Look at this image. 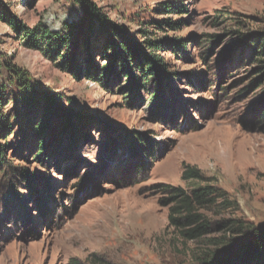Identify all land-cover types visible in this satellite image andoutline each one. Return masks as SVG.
I'll use <instances>...</instances> for the list:
<instances>
[{
    "label": "rangeland",
    "instance_id": "1",
    "mask_svg": "<svg viewBox=\"0 0 264 264\" xmlns=\"http://www.w3.org/2000/svg\"><path fill=\"white\" fill-rule=\"evenodd\" d=\"M92 2L145 49L163 41L166 72H107L98 41L66 65L43 32L78 25L76 0H0V264H198L216 222L264 224V0ZM18 69L53 101H25ZM192 167L237 203L204 204L214 227L198 239L165 204L204 185L183 179Z\"/></svg>",
    "mask_w": 264,
    "mask_h": 264
},
{
    "label": "trees",
    "instance_id": "2",
    "mask_svg": "<svg viewBox=\"0 0 264 264\" xmlns=\"http://www.w3.org/2000/svg\"><path fill=\"white\" fill-rule=\"evenodd\" d=\"M76 2L81 6L83 12L78 25L67 24L65 30L52 34L48 29L43 32V38L50 40L49 46H53L51 50L56 51L57 54H60L64 47L68 48L64 56L66 65L75 62L77 56L76 48L79 49L81 45L84 46L85 52L91 53L89 55L91 60L88 59L93 61L92 50L98 41V44L104 45L107 50L109 48L111 51L112 65L105 68L107 72L113 70L116 65L122 66L121 72L129 76L132 81H135L137 69H140L146 78V83L151 79L156 84L160 83L163 77L162 73L166 72L165 65L160 64L161 61L157 55L163 41L148 40V49H145L144 46L137 43L130 36H126L120 27L108 20L92 0H76ZM166 21L171 26L178 24V22H174L171 19ZM36 31L37 29H30L26 36L31 35V38H33ZM133 62L136 63L134 64ZM17 74L20 77L21 84H24L29 92L23 98L25 101L37 102L36 97L32 98L30 96V94L37 92L42 96L43 103L47 104L50 100L51 102L53 101L50 95L38 91L30 85L27 73L18 69ZM1 93L0 91V99L2 97ZM1 102L0 100V110L2 112L4 107ZM141 139L144 138L141 137ZM203 178L202 171L199 168L192 167L186 169L183 173L184 180L191 179L203 184ZM170 194L165 199V204L174 203L169 212L170 222L180 227L185 237L198 239L208 234L214 226L221 228L219 232L222 235L214 238L213 245L216 248L211 249L209 253H205L198 261V264H240L238 259L242 257L249 260L253 259L258 264H264V224L258 225L241 217H235L225 218L212 226L211 221L206 218L204 210L209 211L210 209H202L204 204H207L208 207L214 206L222 209V211L234 209L237 206V203L229 197L225 190L204 183L203 186H195L190 191L173 187L170 190ZM72 264L81 263L73 260Z\"/></svg>",
    "mask_w": 264,
    "mask_h": 264
}]
</instances>
